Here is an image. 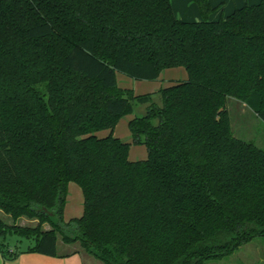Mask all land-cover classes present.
Segmentation results:
<instances>
[{"label":"trees","instance_id":"trees-1","mask_svg":"<svg viewBox=\"0 0 264 264\" xmlns=\"http://www.w3.org/2000/svg\"><path fill=\"white\" fill-rule=\"evenodd\" d=\"M194 1L190 22L170 0H0V212L13 222L0 217V239L54 257L60 233L79 245L61 255L103 264H207L264 239V146L228 115L233 98L264 121V4L211 20ZM176 66L187 78L157 91L117 82ZM135 102L146 112L128 128L148 156L130 160L113 131ZM70 181L84 209L65 221Z\"/></svg>","mask_w":264,"mask_h":264},{"label":"rangeland","instance_id":"rangeland-1","mask_svg":"<svg viewBox=\"0 0 264 264\" xmlns=\"http://www.w3.org/2000/svg\"><path fill=\"white\" fill-rule=\"evenodd\" d=\"M221 5V7H214L210 10V17L217 16L216 18H218L222 12L223 15H227L239 7V5L236 6L233 0L227 1V5ZM175 8L178 7L175 6ZM187 10L190 12L191 8L188 6ZM188 15L186 13H178L176 9L175 16L177 18L181 20L188 19L190 22L196 20L192 18V15L190 17ZM186 78L187 71L181 66L163 69L160 76L154 80H137L129 78L122 73H117L118 85L131 88L136 94L157 91L161 87L177 83V81H183ZM153 98L154 101L160 102L157 96ZM146 106L147 103L135 102L131 114L121 116L113 131L114 136H118L124 142L130 143V160L145 159L148 156V151L142 143H134L132 141V134H130L128 128V123L133 117H140L145 114ZM228 115L230 116L231 130L236 137L252 140L256 144L264 146V121L258 118L245 104L231 98L228 103ZM108 133L109 130H100L97 135L105 136ZM65 199L66 202L62 212L64 220L69 221L73 217H80L84 209V198L78 183L69 182ZM0 217L6 223H13L11 217L4 215L2 212H0ZM17 224L21 226H36L37 220L23 217L17 221ZM42 228L48 229L50 227L48 223H43ZM61 238V234L58 233V254L53 257L27 251L34 244V240L26 237L21 238L16 233L10 231L4 239H0V264H103L102 261L94 258L89 253L87 254L84 250L75 251L69 256L61 255L71 252L79 246L77 243L66 245L62 242ZM10 252L12 256L9 258ZM2 254H5L4 258ZM207 264H264V239L262 237L254 238L251 242L246 243L229 255V257L223 260H214Z\"/></svg>","mask_w":264,"mask_h":264},{"label":"crops","instance_id":"crops-1","mask_svg":"<svg viewBox=\"0 0 264 264\" xmlns=\"http://www.w3.org/2000/svg\"><path fill=\"white\" fill-rule=\"evenodd\" d=\"M208 1H209L210 6H212L214 8V7H221L222 6L221 4L227 5V1H230V0H208ZM233 2L236 4V6L239 5V7L243 6L244 4L252 5L253 3H258V2H262L264 4V0H233ZM170 5L173 9L174 15L176 14V9H177L178 13H186V15L189 14L188 17H190L192 15L193 16L192 18H195L196 20L202 19V14H201L200 8L194 0H170ZM175 6H177L178 8H175ZM188 6H189V8H191L190 12L187 10ZM192 9H193V11H192ZM190 13H192V14H190ZM222 15H223V12L220 14V16H218V18L221 17ZM216 17L212 18L208 14V18L211 20L218 19ZM184 21H188V19L184 20Z\"/></svg>","mask_w":264,"mask_h":264}]
</instances>
